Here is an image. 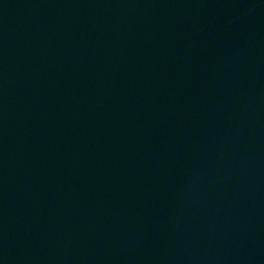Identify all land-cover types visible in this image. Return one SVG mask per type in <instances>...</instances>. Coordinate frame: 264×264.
<instances>
[{"label":"water","instance_id":"95a60500","mask_svg":"<svg viewBox=\"0 0 264 264\" xmlns=\"http://www.w3.org/2000/svg\"><path fill=\"white\" fill-rule=\"evenodd\" d=\"M0 264H264V0H0Z\"/></svg>","mask_w":264,"mask_h":264}]
</instances>
